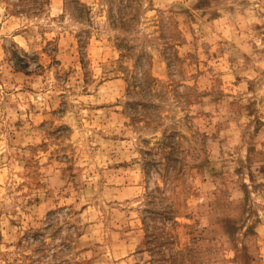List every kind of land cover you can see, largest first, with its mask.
Returning <instances> with one entry per match:
<instances>
[{"label": "rangeland", "instance_id": "1", "mask_svg": "<svg viewBox=\"0 0 264 264\" xmlns=\"http://www.w3.org/2000/svg\"><path fill=\"white\" fill-rule=\"evenodd\" d=\"M0 264H264V0H0Z\"/></svg>", "mask_w": 264, "mask_h": 264}, {"label": "trees", "instance_id": "2", "mask_svg": "<svg viewBox=\"0 0 264 264\" xmlns=\"http://www.w3.org/2000/svg\"><path fill=\"white\" fill-rule=\"evenodd\" d=\"M43 1H46V0H43Z\"/></svg>", "mask_w": 264, "mask_h": 264}]
</instances>
